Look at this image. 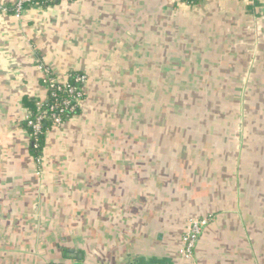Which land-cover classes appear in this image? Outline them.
<instances>
[{"label":"crops","instance_id":"obj_1","mask_svg":"<svg viewBox=\"0 0 264 264\" xmlns=\"http://www.w3.org/2000/svg\"><path fill=\"white\" fill-rule=\"evenodd\" d=\"M258 3L62 0L16 18L0 0V264H264L262 113H206L233 95L264 111ZM42 67L89 82L39 164L23 118L48 97ZM192 220L207 224L186 259Z\"/></svg>","mask_w":264,"mask_h":264},{"label":"built area","instance_id":"obj_2","mask_svg":"<svg viewBox=\"0 0 264 264\" xmlns=\"http://www.w3.org/2000/svg\"><path fill=\"white\" fill-rule=\"evenodd\" d=\"M32 2L33 0H14V4L11 7V11L16 18H21L26 11L27 5L32 4ZM35 8L39 7L35 6ZM0 12L6 14L9 12V8L0 4ZM41 69L43 70V73L45 75L42 83L47 89L48 95H50L55 100V103L50 106V117L55 124V128H59L62 127L66 122L63 119V115L67 112L74 113L75 110L80 107L82 101L85 99L89 77L85 74H77L75 76V83L80 86L79 88H77L70 84L69 80L71 77L65 82H60L55 78L49 68L42 67ZM64 91L66 92L68 97L62 98L59 101V93ZM44 106L45 100H40L37 103V107L40 110V113L37 116L27 113L23 118V122L26 125V129L30 134L31 140L32 138H36L43 132V124L46 121L48 115V111L42 110L44 109ZM40 162L41 161L38 160L39 164ZM206 224V221L192 220L189 222L186 228V232L182 239L184 246L181 250L182 255L186 259H190L192 257L193 249L195 247L197 238L200 235L202 228Z\"/></svg>","mask_w":264,"mask_h":264},{"label":"trees","instance_id":"obj_3","mask_svg":"<svg viewBox=\"0 0 264 264\" xmlns=\"http://www.w3.org/2000/svg\"><path fill=\"white\" fill-rule=\"evenodd\" d=\"M181 3L185 4V5H189V6H194V5H198L200 4L201 0H180ZM252 1L255 5H258V1H254V0H250ZM62 2V0H33L32 4L27 5L26 8L28 7H39L42 9H46L52 6H56L59 5ZM11 9V8H10ZM77 74H73L70 78V84L74 87L79 88L80 86L78 84L75 83V76ZM68 95L66 94V92H60L59 93V101L62 98H67ZM39 101L36 100H25L24 101V105L25 108L27 109L29 114H32L34 116H37L40 113V110L37 107V103ZM55 103V100L48 95L47 99L45 100V106H44V111H48V115H47V119L43 124V132L42 134L38 135L36 138H32V142H31V154L33 155L34 159L36 161L40 160L43 155H44V151H45V147H46V139H47V133L52 130L53 128H55V124L53 122V120L51 119L50 115L51 112L50 110V106H52ZM80 113L79 108H77L75 110L74 113H69L67 112L66 114L63 115V119L65 121L69 120L70 118H72L73 116H76ZM25 125V124H24ZM26 128V125H25Z\"/></svg>","mask_w":264,"mask_h":264},{"label":"rangeland","instance_id":"obj_4","mask_svg":"<svg viewBox=\"0 0 264 264\" xmlns=\"http://www.w3.org/2000/svg\"><path fill=\"white\" fill-rule=\"evenodd\" d=\"M187 96L188 95H185V94H184V96H181V100H182V98H185V100L184 101H181V103H180L182 105V106L180 105L182 109L184 107L183 104L184 105H187V104H191L193 102H196V100L194 98H186ZM198 97H200V96H198ZM218 97L219 96H215V99H211L209 97L208 98H205V102L206 103H209L211 105L210 101H212L213 103H215V102H217L216 98H218ZM254 97L255 96H252V95H245L244 96V103H245L244 109L242 111H240V109L239 110L238 109L236 110L235 109V106H234V102L236 100V96H234V95L233 96H227L225 98V100H227V104H228L227 113L225 111L220 110V109L218 110V108L215 107V106H213L214 104H212L211 105L212 108L207 107V109H206L207 117L208 118H211L213 120L214 119L215 120H218L219 118L222 117V118H226V119L233 120V121L234 120H237L238 118H242L244 120L248 119L249 121H252V120H255V119L260 118L262 116L261 120H263L264 119V111H262V112L252 111V106L251 105L253 103L252 100H253ZM256 98H258V97L256 96ZM238 100L240 102V98ZM231 104H232V107H231ZM259 113H262L261 116H259ZM220 115H222V116L220 117ZM252 128L255 130V129L259 128V127L258 126H256V127L255 126H252L249 129L250 130H253ZM232 129L236 130L235 126H233Z\"/></svg>","mask_w":264,"mask_h":264}]
</instances>
